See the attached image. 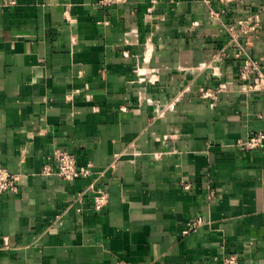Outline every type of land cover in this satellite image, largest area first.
Listing matches in <instances>:
<instances>
[{"label": "crops", "instance_id": "0c3cea01", "mask_svg": "<svg viewBox=\"0 0 264 264\" xmlns=\"http://www.w3.org/2000/svg\"><path fill=\"white\" fill-rule=\"evenodd\" d=\"M247 57L264 71V0H0V168L20 178L0 264H264V147H237L264 132ZM56 149L93 176L44 175Z\"/></svg>", "mask_w": 264, "mask_h": 264}, {"label": "built area", "instance_id": "2783aa9c", "mask_svg": "<svg viewBox=\"0 0 264 264\" xmlns=\"http://www.w3.org/2000/svg\"><path fill=\"white\" fill-rule=\"evenodd\" d=\"M222 4L228 5L237 2L238 0H220ZM127 0H99L100 5L106 8L114 6H121L126 4ZM221 13H212L214 18H220ZM241 32L247 33L249 31L259 32L261 29V21L259 16L250 17L249 19L242 20L239 22ZM229 32L235 36L234 41H237L234 28H229ZM245 50L241 51L236 55L240 57ZM240 76L242 81H252L250 89L252 91H264V71L260 61L255 60L251 57H247L245 60ZM201 96L203 99H215V93L211 90H202ZM237 147L241 151H254L264 147V132L258 131L253 132L244 140H240L237 143ZM52 164H47L43 168V174L50 176L55 175L65 182H74L80 178H90L93 176L92 166L82 167L77 163L76 158L68 151L62 149H56L51 158ZM103 176L99 175L90 184L88 190L92 193L93 208L96 212H102L110 202L109 193L98 185V180ZM19 176L10 174L7 170L0 168V194L10 193L18 194L19 189ZM78 202H83V195H80ZM204 223L201 218L188 224V228L185 234L196 230L200 225ZM223 264H239L238 259L235 256L226 257Z\"/></svg>", "mask_w": 264, "mask_h": 264}]
</instances>
